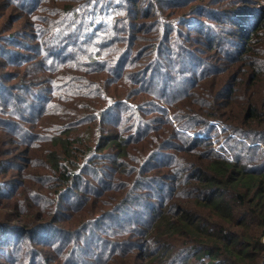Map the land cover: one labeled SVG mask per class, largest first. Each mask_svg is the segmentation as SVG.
<instances>
[{
    "label": "trees",
    "instance_id": "16d2710c",
    "mask_svg": "<svg viewBox=\"0 0 264 264\" xmlns=\"http://www.w3.org/2000/svg\"><path fill=\"white\" fill-rule=\"evenodd\" d=\"M225 2L0 0V264H264V0Z\"/></svg>",
    "mask_w": 264,
    "mask_h": 264
},
{
    "label": "rangeland",
    "instance_id": "374dc122",
    "mask_svg": "<svg viewBox=\"0 0 264 264\" xmlns=\"http://www.w3.org/2000/svg\"><path fill=\"white\" fill-rule=\"evenodd\" d=\"M226 4L230 1V0H225ZM238 2L237 6H230V7H233V8H238V9H245V8H248V9H251V10H256L257 9V1L258 0H236ZM232 8V9H233ZM217 128L219 129V131L221 132V129L218 127L217 125ZM219 140L222 141L223 140V133L221 132L220 133V136H219ZM213 148L214 149H217L218 148V145H213Z\"/></svg>",
    "mask_w": 264,
    "mask_h": 264
},
{
    "label": "built area",
    "instance_id": "2783aa9c",
    "mask_svg": "<svg viewBox=\"0 0 264 264\" xmlns=\"http://www.w3.org/2000/svg\"><path fill=\"white\" fill-rule=\"evenodd\" d=\"M218 127L220 128V126L218 125ZM217 143H214L213 145H216Z\"/></svg>",
    "mask_w": 264,
    "mask_h": 264
}]
</instances>
